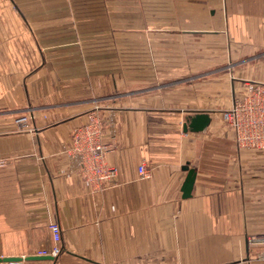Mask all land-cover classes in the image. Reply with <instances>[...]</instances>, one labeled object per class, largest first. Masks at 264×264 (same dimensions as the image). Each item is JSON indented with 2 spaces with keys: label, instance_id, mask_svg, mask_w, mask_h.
Wrapping results in <instances>:
<instances>
[{
  "label": "crops",
  "instance_id": "1",
  "mask_svg": "<svg viewBox=\"0 0 264 264\" xmlns=\"http://www.w3.org/2000/svg\"><path fill=\"white\" fill-rule=\"evenodd\" d=\"M114 9L136 16L96 17ZM96 26L106 42L148 43L174 88L138 90L131 107L104 110L116 97L108 73L73 61ZM237 44L264 48V0H0V259L23 258L0 264H264V152L238 147L214 117L231 102L201 79L222 54L234 67ZM245 77L264 85V70ZM95 106L113 172L103 184L73 143ZM200 112L209 127L186 131ZM26 113L34 128L19 130ZM185 166L196 171L188 198ZM51 222L61 254L27 259L54 248Z\"/></svg>",
  "mask_w": 264,
  "mask_h": 264
},
{
  "label": "rangeland",
  "instance_id": "2",
  "mask_svg": "<svg viewBox=\"0 0 264 264\" xmlns=\"http://www.w3.org/2000/svg\"><path fill=\"white\" fill-rule=\"evenodd\" d=\"M110 6L116 7V5L112 4H110ZM95 13L97 15L96 17L99 15L101 18L102 15V19H108L109 22H111V20L112 22L113 20L116 21L117 19L119 21L123 20L126 23L132 22L136 16L132 11L117 9L109 10L107 13L106 11L102 12L101 10H97ZM104 29L105 28L101 26L93 27L91 33L92 38L87 35L85 42L77 43L79 49L78 53H80L77 58L73 60L76 65V70H94V72H98V74L108 73L109 90H112L110 91V95L116 97L110 98L108 102L103 104L104 110H111L116 106L131 107L132 101L134 100L133 97H137L136 95L138 94H136V92L138 90L142 91L141 96H148L155 94V91L153 93H144L149 92L150 88L154 90L158 87L162 89L174 88L172 86H166V83H164L165 80H169L170 78L163 75L159 76L157 60L148 55V43H141L142 45L139 46L138 43H133L131 39H125L123 44L117 43L116 40L114 42H106L102 40L104 39V35H100V32L104 31ZM95 38L98 40L92 41V39ZM145 48L147 53H145ZM237 56V64L234 67L232 66L234 63L231 61L230 63L232 64L229 65L227 58H225L223 54L220 60H217L216 64L220 65V68L215 70L216 74H221L220 79H218V76H213L216 74L212 76H203V78H201L205 82V90H207L208 87H210L209 90H212L214 85L217 86L216 84H218L221 93L228 97V102H231L229 105L222 108L220 106L213 108L215 110L214 117H218V120L220 118L223 127H227L222 118V114L225 110L230 109L239 99H244L249 96L250 92L257 93L264 90V85L250 82L245 77L247 73L259 74V70H264V48H254L253 51H251L248 45L237 44ZM201 67L205 66L202 65ZM72 68L73 66H71V69ZM210 68L211 67H207L206 65L205 70H209ZM229 70H232V72ZM134 73L144 76H135ZM212 82H215V84L209 85V83ZM97 86H100V84L97 83ZM238 86H241V89L235 93ZM231 87L234 91L232 101L230 99ZM96 89H98V87H96ZM133 94H135V96H133ZM206 99H208V97H206ZM95 111L101 112L99 107L96 108V106L91 110V113ZM28 115L30 114H20L18 117ZM29 127L32 129L34 126L30 123Z\"/></svg>",
  "mask_w": 264,
  "mask_h": 264
},
{
  "label": "built area",
  "instance_id": "3",
  "mask_svg": "<svg viewBox=\"0 0 264 264\" xmlns=\"http://www.w3.org/2000/svg\"><path fill=\"white\" fill-rule=\"evenodd\" d=\"M257 93L250 92L249 96L236 101L230 109L223 112L222 118L235 134L238 147L253 148L264 152V90ZM89 116V123L74 133L73 143L76 145V150L82 155L85 165H89V168L86 169L87 176L95 174V181L103 184L111 181L113 175V172L102 161L107 152L106 147L100 143L104 119L100 112L96 111ZM31 120V114L22 116L16 119L15 125L19 130H26L29 128ZM90 159H92L91 163L86 161ZM139 172L142 177L148 176V171L144 165L139 167ZM49 227L55 246L51 251L42 250L37 255L57 257L62 251L60 245L61 227L57 222H51Z\"/></svg>",
  "mask_w": 264,
  "mask_h": 264
},
{
  "label": "water",
  "instance_id": "4",
  "mask_svg": "<svg viewBox=\"0 0 264 264\" xmlns=\"http://www.w3.org/2000/svg\"><path fill=\"white\" fill-rule=\"evenodd\" d=\"M211 123V116L209 113L200 112L195 116L191 117L189 122L185 124V130H190L191 132L199 133L206 130ZM185 170L188 171V175L186 181L184 182L182 191L183 197L188 198L192 195V191L194 188V183L196 180V171L194 169L189 168V166H185ZM23 258H3L0 259V262H15L21 261ZM27 259L31 260H41V259H51L50 256H30Z\"/></svg>",
  "mask_w": 264,
  "mask_h": 264
}]
</instances>
